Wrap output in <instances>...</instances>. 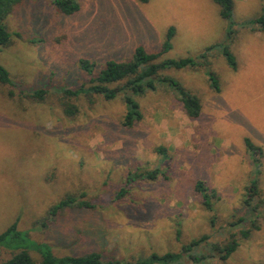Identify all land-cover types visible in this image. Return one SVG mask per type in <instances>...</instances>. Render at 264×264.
Listing matches in <instances>:
<instances>
[{"label":"rangeland","instance_id":"1","mask_svg":"<svg viewBox=\"0 0 264 264\" xmlns=\"http://www.w3.org/2000/svg\"><path fill=\"white\" fill-rule=\"evenodd\" d=\"M76 1L79 12L65 15L55 0H23L6 20L22 37L0 52L15 83L0 86V234L17 223L58 257L98 252L105 260L130 262L178 253L208 236L189 253L207 257L197 264H264V209L253 213L244 202L254 181L264 196V154L256 168L245 145L249 139L264 152V31L253 23L264 14V0H232L231 20L221 17L214 0ZM170 29L175 35L161 62L190 57L199 63L215 47L209 65L159 75L200 99L198 119L188 117L178 91L164 81L154 80V90L135 97L143 118L132 128L123 124V95L67 100L57 91L89 86L81 59L96 64V77L109 60L132 61L140 47L159 52ZM224 47L236 58L235 70ZM211 71L219 93L211 87ZM41 88L50 91L45 102L20 94ZM63 101L77 106L75 116L64 112ZM139 169L158 170L157 178L128 185ZM199 181L218 195L213 210L203 205ZM123 188L128 193L118 197ZM83 193L94 208L65 211L41 224L62 199ZM249 229L244 239L241 232ZM233 235L240 247L221 261L210 247ZM11 257L1 249L0 264ZM169 264L196 263L183 253Z\"/></svg>","mask_w":264,"mask_h":264},{"label":"trees","instance_id":"2","mask_svg":"<svg viewBox=\"0 0 264 264\" xmlns=\"http://www.w3.org/2000/svg\"><path fill=\"white\" fill-rule=\"evenodd\" d=\"M142 3H147L149 0H139ZM221 9V17L225 20H231L233 15V2L232 0H214ZM23 0H0V52L9 47L13 43V38H21L19 33H11L6 24L7 18L21 5ZM55 6L65 15H73L80 10V5L76 0H55ZM260 25L264 31V14L258 17L254 22ZM175 35V30L168 31L167 40L162 49L157 53H149L144 48L136 50L135 57L129 62H119L109 60L106 66L94 77L96 64L88 59L80 60L81 69L88 74L90 84L88 87L81 86L78 89L62 88L57 91L66 98L71 100L78 98L80 95H101L106 100H114L119 95H123L124 103L127 107V112L124 117V126L132 128L136 123L140 122L143 118L140 105L136 101V96H143L148 89L154 90V80L169 82L178 91V99L183 104V107L189 118L196 120L201 116L202 104L196 95L190 94L181 86V84L170 78H162L160 72L166 69L183 70L186 68H197L204 65H209V55L215 47H209L205 53L199 58V63L194 58H185L180 60H165L161 62L163 54L171 49V41ZM224 55L228 64L234 70L236 67V58L228 47H224ZM202 60V63H201ZM210 80L212 89L219 93L220 84L217 75L211 71ZM117 85L116 88H111L112 85ZM0 86H8L13 88L15 83L11 80L10 74L7 69L0 64ZM50 91L47 88L37 89L30 92L22 91L20 94L35 101L45 102ZM9 97H14L15 93L9 91ZM64 107V112L69 116H75L78 112L77 106L66 101L61 102ZM245 145L247 151L255 156L258 167L262 165L263 149L258 147L246 139ZM159 152L166 157V149L160 148ZM258 171V170H257ZM158 170L153 172H141L140 169L136 173H131L127 178L128 185L139 179L155 180L157 178ZM196 190L203 198V205L210 210H213V200L218 198L215 190H210L204 182L199 181L196 184ZM209 192V194H208ZM128 193L126 188H123L118 197H123ZM86 194L83 193L79 197L68 195L59 203L54 205L48 212L46 218L41 223L46 226L47 219H55L59 215L64 214L65 211L73 209H92L94 206L85 200ZM246 210H251L253 213H258L264 209V196L262 189L258 186L257 181L251 184L248 188L247 197L244 200ZM260 213V212H259ZM252 227L254 230H259V226L253 222ZM253 230H243L241 236L247 239L251 236ZM180 233V231L178 232ZM208 236H203L200 239H195L191 243L184 245L182 250L178 253H166L160 255L153 253L147 258H139L134 262L126 260H105L101 253L90 252L80 256H63L58 257L54 254L52 247L48 243H38L29 238L26 232L18 230V224L14 223L4 233L0 234V252L1 249L12 252V257L4 264H169L181 259L183 253L193 263L205 261L207 257L203 255H191L190 251L199 249L203 244H207ZM210 245V244H209ZM240 247V241L235 235L232 239L225 244H212L211 252L217 255L221 261H227ZM31 253L39 255V259L33 257Z\"/></svg>","mask_w":264,"mask_h":264}]
</instances>
